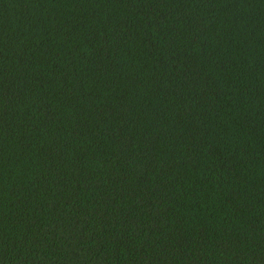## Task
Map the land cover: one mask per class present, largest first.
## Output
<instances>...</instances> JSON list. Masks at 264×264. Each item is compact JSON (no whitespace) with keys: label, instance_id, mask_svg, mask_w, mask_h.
I'll return each mask as SVG.
<instances>
[{"label":"trees","instance_id":"16d2710c","mask_svg":"<svg viewBox=\"0 0 264 264\" xmlns=\"http://www.w3.org/2000/svg\"><path fill=\"white\" fill-rule=\"evenodd\" d=\"M0 264H264V0H0Z\"/></svg>","mask_w":264,"mask_h":264}]
</instances>
